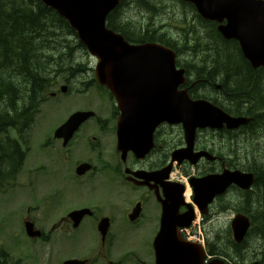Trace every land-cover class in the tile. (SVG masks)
Wrapping results in <instances>:
<instances>
[{
  "label": "flooded vegetation",
  "instance_id": "obj_1",
  "mask_svg": "<svg viewBox=\"0 0 264 264\" xmlns=\"http://www.w3.org/2000/svg\"><path fill=\"white\" fill-rule=\"evenodd\" d=\"M125 4L129 7L128 11L133 10L135 5L130 0ZM123 10L124 7L112 21L120 22L127 28L130 24L145 23L146 15L141 11L142 17L135 16L138 18L135 19L128 12L124 14ZM125 17H130L131 22L126 23ZM174 37L176 41L181 39L180 36ZM184 57L193 63L189 54ZM194 74L196 80L192 83L187 81L184 86L194 98H207L218 106L226 104L227 97L222 95L221 86H214L216 90H206V80L200 79L198 82V73ZM64 83L70 85L69 89L62 92L60 86L51 92L54 98L59 99L62 94L81 96L88 102L81 109H92L96 113L95 117L81 125L79 135L76 132L68 142H65L64 137L55 138L52 146L56 150H63L64 167H68V171H63L57 180L53 204L61 195L62 202L75 199L77 203L69 201L73 207L64 213L55 209L53 213L39 217L33 212L44 208L41 203L47 199H39L33 192L39 206H27L22 218L23 230L6 232L9 234L7 237L4 234L0 236V264H65L68 260H85V264H157L158 256L168 243L163 238L165 232L162 234V229L164 223H168L164 215L172 201L173 182L176 181L172 175L174 170L181 169L187 173L190 182L193 176L203 177L221 173L226 168L235 169L236 152L224 147L229 138L235 141L234 134L228 135L227 129H198L194 151H207L209 155H202L194 166L188 161L174 163L173 151L187 144L185 130L182 124L160 119L152 124L153 143L150 145L147 133L150 128H147L143 130L141 137L144 133L145 137L140 145L135 147L137 151L130 148L124 155V148H118L122 108L117 105L111 92L106 87L98 88L93 80H79L73 75L65 79ZM90 91H94V95L88 94ZM226 105L227 111H231V104ZM55 153L53 151L54 156ZM73 162L76 163L75 168L71 167ZM84 163L91 164L92 169L84 175H78L76 169ZM188 168H194L195 171L190 173ZM33 184V180H30L27 186H31L32 190ZM183 184L184 196L188 184ZM190 189L193 192V188ZM187 198L184 197V202ZM184 202L182 200L179 214L186 210ZM137 204L140 205L139 215L131 219L130 213ZM86 208L92 213L86 214L76 223L77 219L70 213ZM58 213L61 214L57 216ZM104 218L109 219L105 240L100 229V222ZM28 223L33 224V232L41 231L38 237L29 236L26 228ZM166 237L170 238L171 233L166 232ZM181 238L176 237L177 243Z\"/></svg>",
  "mask_w": 264,
  "mask_h": 264
},
{
  "label": "trees",
  "instance_id": "obj_2",
  "mask_svg": "<svg viewBox=\"0 0 264 264\" xmlns=\"http://www.w3.org/2000/svg\"><path fill=\"white\" fill-rule=\"evenodd\" d=\"M130 1L143 10L145 7L151 10L154 4L165 2ZM119 10L116 8L114 13ZM201 24L190 26L189 31L182 35L181 40L187 43L189 49L184 55H190L194 64L188 63L191 71L198 73V82L206 80L204 89L216 90L214 86H221L222 95L227 97L226 104L232 106L231 111L236 115L252 117L247 125L233 132L236 135L233 138L241 144L242 155L236 152L240 167L259 170L256 186L260 191L252 195L248 208L251 207L255 215L254 237L264 247V151L261 152L260 144L263 140H259L264 139V69L255 70L243 56L238 43L225 39L214 24ZM109 26L123 33L127 39L174 45L159 30L144 32L142 25L129 26L133 32L130 35L114 24ZM77 39L69 23L41 0H0L1 179L15 176L19 162L23 161L20 145L8 137L9 130H21L24 136L45 100L50 78L63 69L80 70V63L75 59L77 51L84 46ZM172 47L178 53L185 49ZM228 142L232 145L233 139L229 138ZM247 240L240 244L222 240L220 246L229 252L232 247L242 248ZM211 252H214L212 248Z\"/></svg>",
  "mask_w": 264,
  "mask_h": 264
},
{
  "label": "water",
  "instance_id": "obj_3",
  "mask_svg": "<svg viewBox=\"0 0 264 264\" xmlns=\"http://www.w3.org/2000/svg\"><path fill=\"white\" fill-rule=\"evenodd\" d=\"M198 7L203 2L212 3L213 0H193ZM48 6L56 9L67 18L79 32L89 50L96 55L100 62L97 67V77L101 84L109 86L117 98L127 99L141 93L139 104H130L126 108L123 141L128 146L135 144L132 130L136 128V116L143 122L152 120L154 113H167L176 122H183L193 129L196 126L222 127L226 122L228 128H235L248 122L247 118H232L219 112L207 101H193L187 91H179L178 86L184 82V69L176 68L175 52L163 45L149 43L131 46L125 38L110 30L105 25L108 12L119 0H43ZM218 13H226L230 20L229 27L224 29L227 37L240 40L245 55L254 67L264 65V0H220L214 3ZM148 80L151 83L150 96L168 102L167 108H145L143 102L146 92L140 93V82ZM129 100V99H128ZM132 100V99H130ZM220 113V114H219ZM93 115V112H77L73 114L58 129V135L66 136V140L73 135L79 125ZM68 136V137H67ZM188 157V156H184ZM192 160V161H196ZM89 166L80 167L82 171ZM243 176V177H242ZM245 179V180H243ZM253 180L252 174H245L238 170L225 171L218 175L192 179L195 189V200L205 211L207 202L212 201L216 194L222 193L232 183H241L247 188ZM183 186L174 183L172 201L167 207V222L172 232L171 237L165 239L167 248L158 256L159 264H204V249L191 242L176 241L179 226H189L194 219L192 208L179 214V207L183 200ZM81 213V212H80ZM236 241H242L249 227V219L239 214L232 223ZM222 263L220 260L209 264Z\"/></svg>",
  "mask_w": 264,
  "mask_h": 264
},
{
  "label": "rangeland",
  "instance_id": "obj_4",
  "mask_svg": "<svg viewBox=\"0 0 264 264\" xmlns=\"http://www.w3.org/2000/svg\"><path fill=\"white\" fill-rule=\"evenodd\" d=\"M129 15L142 17L141 13L139 14L134 9L130 11ZM163 17L164 15L159 16L156 19V21L160 23V22H163L164 20H167V19H163ZM159 23H157V25H159ZM76 62L82 63L83 66L85 67L87 66L94 67L95 65V60L85 51L80 50V49L76 53ZM66 99H69V98H66ZM84 104H85L84 99L74 98L72 100H68L66 104L61 105L60 107H57L58 100L49 98L41 106L42 112L46 111L47 114L41 113V115H38L39 118L37 117L38 120L36 121L35 126L33 128L32 136L33 135L34 136L32 138V141L38 143V146L45 139H47V141H51L50 137H53L52 132L55 126L61 123L63 120H65V118L69 115V113H71L76 108L84 106ZM56 107L57 109L55 111ZM43 121L48 122V124L46 126L41 127V124ZM37 130H39L40 132V134L38 135H36ZM80 133L81 132H78L77 135H79ZM259 140L264 141L263 138H260ZM263 141L262 143H260L262 145L261 152L264 151ZM228 143L229 144H227V141H226V143L224 144V147L226 149H233L242 155V150L239 147L241 145L240 142L233 140L232 145H230V142ZM53 151L57 152L55 153V156L53 154ZM62 151H63L62 149L56 150L54 147L52 148V142H51L50 144L46 143L45 146H43V143H42V147L40 151H34L28 154L29 156L27 158L26 164L24 165V168L18 177L17 184L14 186L15 187L14 191L10 192L11 190L10 189L5 194H0V230H9V231H13V230L22 231L23 230V227H22L23 219L22 218L26 214L25 213L26 207L25 209H23L22 207L16 206V205H19L18 201L16 200L14 196L17 190H20V191L22 189L24 190L23 192L21 191L24 194L23 200H22L24 202V205L29 204V205L34 206L30 192H38V197L47 199V201L43 204L46 206L45 209L49 207L52 201L51 195L53 194L54 189H55L56 175H57V180H58L60 174L63 171H68V167L67 168L64 167L65 163L62 159V154H61ZM39 166H41L40 173H36V174L34 173L33 175L30 176V173L32 172V170H35ZM71 167L75 168L76 163L73 162L71 164ZM30 180H33L35 184V186L33 184L32 190H31V186H27L30 183ZM39 182H41L40 186L37 185ZM61 198H62V195L60 196V198H58V200L55 202V204H53L52 207H49L47 209V213H50V211L52 212L55 209H60L62 210L61 213H64L65 211L73 207V205L70 204L69 201H74L75 204L77 203L75 199H68L67 201L62 202ZM34 201L36 202V200ZM61 213H58L57 216H59ZM33 214L40 215L41 211L39 210L37 211V213L33 212ZM233 216H234V212L230 211L227 214L222 215L219 219L210 220L206 226L207 234L208 235L219 234L221 237L227 238L229 234L228 228L230 226V220H231V217ZM254 236L255 235H253L249 239L244 249V253L252 254V252H255L256 250L259 251V248L261 247V243L258 244L259 242L255 239ZM4 237H7V235H5Z\"/></svg>",
  "mask_w": 264,
  "mask_h": 264
},
{
  "label": "bare ground",
  "instance_id": "obj_5",
  "mask_svg": "<svg viewBox=\"0 0 264 264\" xmlns=\"http://www.w3.org/2000/svg\"><path fill=\"white\" fill-rule=\"evenodd\" d=\"M130 4V3H129ZM193 40V39H192ZM244 56V55H243ZM245 57V56H244ZM76 60V59H75ZM264 142V141H263ZM264 145V144H263ZM261 147V146H260ZM264 147V146H263ZM187 192V191H186ZM188 195V194H187ZM254 245V244H253Z\"/></svg>",
  "mask_w": 264,
  "mask_h": 264
}]
</instances>
